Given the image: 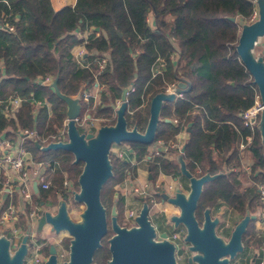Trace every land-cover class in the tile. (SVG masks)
I'll list each match as a JSON object with an SVG mask.
<instances>
[{
  "label": "trees",
  "instance_id": "obj_1",
  "mask_svg": "<svg viewBox=\"0 0 264 264\" xmlns=\"http://www.w3.org/2000/svg\"><path fill=\"white\" fill-rule=\"evenodd\" d=\"M253 10L252 0H76L58 10L53 9L50 0H0V58L4 73L0 78V98H24L15 119H6L0 112V132L9 126L34 129L40 137L56 133L66 118V104L50 86L37 80L47 74L54 76L59 92L67 96H76L83 83L91 84L97 65L79 67L71 60L70 50L78 42L76 29L98 27L99 35L89 38L86 48L109 56V62L97 75L104 87L101 104L80 101L79 115L95 107L94 116L107 119L101 125L114 124V105L121 99L122 89L132 85L134 90L125 96L127 126L143 131L149 117V103L143 106L145 100L176 82L183 88V96L162 102L154 140L167 143L175 138L179 126L166 121L173 111L188 127L185 147L180 151L186 168L197 177L216 175L203 185L195 215L201 216L204 209L219 201L242 215L254 212L258 206L257 188L254 184L242 186V179L246 175L253 182L264 183L259 128L246 148L252 157L248 174L240 169L242 155L236 142L250 134L240 113L252 104L257 87L235 49L239 30ZM150 14L153 27L147 18ZM4 24L13 30L1 27ZM171 37L179 48L174 59L170 57L174 52ZM158 58L163 67L153 75ZM181 83L185 86L180 87ZM33 100L48 101L50 114L46 104L36 106ZM125 143L136 160L149 154L148 144ZM25 145L35 159L50 158L55 166L52 186L39 190L38 202L57 203L55 190L65 174L78 190L82 163H74L71 152L44 151L32 140ZM110 163L112 175L101 187L100 200L110 210L116 197L117 222L121 224L123 198L116 195L115 186L135 169L129 160L115 156ZM179 166V160L161 155L148 160L152 181L159 171L181 176ZM153 197L160 196L155 192ZM107 223L111 227L109 220ZM105 248L108 257V245ZM94 262L103 263L98 259Z\"/></svg>",
  "mask_w": 264,
  "mask_h": 264
},
{
  "label": "water",
  "instance_id": "obj_2",
  "mask_svg": "<svg viewBox=\"0 0 264 264\" xmlns=\"http://www.w3.org/2000/svg\"><path fill=\"white\" fill-rule=\"evenodd\" d=\"M255 2L258 17L253 22L242 24L235 49L244 67L252 76V82L256 85L263 103L259 131L264 157V61L261 54L255 55L252 52L255 41L264 35V0H255ZM230 19L234 18L230 17ZM179 86L184 87L185 84L181 83ZM52 87L57 96L66 104L67 140L49 142L44 146L35 140V144L44 151H69L74 157V163H82V170L77 178L78 190L73 196L77 202L84 203L85 208L81 213L82 220L72 221L67 214L66 196H64L58 202L56 213L51 214L49 211H44L39 217L36 228L40 231L45 223H49L55 231L64 230L69 234L68 256L61 264H92L93 255L101 246V239L108 230L106 209L100 200V190L112 175L109 160L111 145L126 141L151 144L155 138L161 104L163 101L173 100L174 94H166L162 91L152 96L149 102L148 121L145 129L141 131L136 126H127L125 117L128 107L125 99L127 88H123L121 102L115 111L114 124L100 125L94 133L92 131L85 133L79 132L75 123V118L81 110L79 99L76 96L60 93L56 79ZM166 121L170 120L166 119ZM184 147L185 144L182 145L180 151H183ZM179 164L181 175L188 180V192L185 193L181 188H175L172 194L160 192L162 201L178 209V213L171 216V222L175 225L182 224L185 227V241L191 244L193 250L203 252L202 255L198 253L193 256V259L198 260L200 264H212V260H215L217 256L228 252L232 255L237 248H241L240 241L250 220L249 213H246L236 223L227 244L223 245L222 239L214 230L218 218L211 216L210 208L204 209L201 224L195 215L203 185L214 179L216 175L205 173L198 177L194 176L186 168L181 155ZM33 187L35 191H38L36 184ZM117 215L116 197H114L110 208L113 234L108 239L110 258L106 264H174L171 257V245L167 242L157 243L153 240L155 227L149 218L147 201H143L135 216L133 226L120 225L117 222ZM163 236L166 238L165 233ZM27 238L28 231L21 237L15 252L10 255L9 240L5 236H0V264H22L27 252ZM163 246H168L169 250L165 251ZM44 264H59L55 245H49Z\"/></svg>",
  "mask_w": 264,
  "mask_h": 264
},
{
  "label": "built area",
  "instance_id": "obj_3",
  "mask_svg": "<svg viewBox=\"0 0 264 264\" xmlns=\"http://www.w3.org/2000/svg\"><path fill=\"white\" fill-rule=\"evenodd\" d=\"M252 1L254 3V10L248 19V22H253L258 17L257 4L255 0ZM1 27L8 31L13 30V27L8 24H4ZM74 33L78 37V42L74 44L70 50L71 60H73L81 68H88L93 63L97 65V72L94 74L92 84L88 87L86 84H82L76 97L79 99V102H92L93 105H96V103H98L100 92L104 88L103 84L99 83L97 75L109 62V56L107 52L99 53L94 50L88 51L86 48L89 38L99 35V29L96 27H86L85 29L78 28L74 31ZM170 40L174 47V52L170 57L174 59L177 54H179V48L175 44L173 37H171ZM261 55L264 61V49L262 50ZM157 60L158 61L155 64L156 68L153 69V75L160 72L163 67L162 60L159 58ZM1 77H4V73L3 61L0 58V78ZM54 79V76L47 74L40 77L37 81L39 84L48 85L53 89L52 83ZM126 88V94L134 90L132 85ZM163 92L166 94H174V99L183 96V88H179L176 82L168 83ZM23 100L24 98L21 96H8L3 100L0 98L1 114L6 119H15V114L19 110ZM33 102L36 106L46 104L48 113L50 114V103L48 101L33 100ZM262 109L263 103L257 91L252 104L240 113L242 124L244 127L249 129L250 134L245 136L244 141L237 142L236 148L238 150L241 151L243 149L242 152H244L250 144L254 131L259 128ZM67 120L68 119L66 117L56 133L50 134L46 137H40L34 129H24L19 127L14 129L8 126L0 132V175L2 173L4 176L0 179V236H5L9 240V253L12 255L18 248L21 237L28 231L27 252L24 256L22 264H44V261L41 260L40 249L42 246L48 248L51 244L56 247L57 263L61 264L68 256V250L58 243L60 242L59 234L64 230L57 232L49 223H45L40 231H37L36 228L39 217L44 213V211H49L51 214H55L58 203L47 202L49 205L47 206L46 203L43 204L41 202L40 205H36L35 203L37 201L35 203L32 201L34 184H36L37 188L40 190L49 189L52 186L55 166L50 160L35 159L25 145L27 140H32L34 142L35 140L40 142L47 141L46 144L49 142L66 141ZM96 120L99 119L97 117L91 118L89 114H86L84 118L82 115H78L75 118V123L77 128H80V130L78 129L79 132L86 133L92 131L89 126ZM172 122L179 126V131L182 130L183 124L181 123L180 118L178 120V118L175 117ZM154 142V148L150 149L149 154L143 158L147 157V159H149L150 157L159 155L165 157L168 152L181 149L180 141L175 138L167 143H164L161 139H156ZM127 150L128 147L115 148L113 150V155L115 157L125 159L128 153ZM110 151H112V148ZM171 179L172 181L170 180L167 183L157 180L154 184H150L148 181H145L142 185L133 184L131 185V191L142 198L149 199L153 197L155 192L164 191L167 194H172L175 188L181 187L180 184L176 182L177 177ZM253 184L257 188L258 200L260 202V207H258L255 213L258 214L264 222V183L255 182ZM73 188V182L66 175H64L61 186L56 188L55 193L61 200V198L63 199L64 197L63 194H65V196L67 193L74 194L76 190ZM14 195H17L19 198L18 204L5 202L7 198L12 199ZM32 203L34 207L28 210V206H32ZM136 209L137 208L132 207L128 209L126 213V219L131 220L133 225L135 224V216L138 213ZM21 213L24 215H21ZM38 232H40V236H38Z\"/></svg>",
  "mask_w": 264,
  "mask_h": 264
},
{
  "label": "rangeland",
  "instance_id": "obj_4",
  "mask_svg": "<svg viewBox=\"0 0 264 264\" xmlns=\"http://www.w3.org/2000/svg\"><path fill=\"white\" fill-rule=\"evenodd\" d=\"M148 21H149V24H150V26H152L153 27V19H152V15L150 14V15H148ZM260 38V37H259ZM259 38L255 41V43H254V46H253V48H252V52L255 54V55H259V54H261V47L259 46ZM92 84V83H91ZM91 84H89L88 86H90ZM82 86V85H81ZM81 86H80V88H81ZM99 99H98V103H96V105L97 104H99V102H100V104H101V100H100V95H99V97H98ZM121 101V100H120ZM119 100L118 101H116V104L114 105V112L116 111V109H117V107H118V104H119V102H120ZM149 101H150V99L148 98V99H146L145 100V103H144V105L143 106H145V104H148L149 103ZM93 106H95V105H93ZM95 108V107H94ZM94 108L93 109H91L90 110V112L88 113L86 110L84 111L85 113L82 115V117L84 118V116L86 115V114H89L90 115V117L91 118H95V116H94V112L95 111H93L94 110ZM50 111H51V109H50ZM93 111V112H92ZM87 112V113H86ZM128 112L129 113H133V111L132 110H128ZM114 116H115V114H114ZM113 116V117H114ZM175 117H177L178 118V120H179V117L177 116V115H175L174 113H173V111H172V115H171V117L170 118H167V119H169L170 121H173V119L175 118ZM99 120H96L94 123H92L90 126H89V128L90 129H92V132L94 133L95 131H96V129L101 125V123L102 122H104V121H107V119H100V118H98ZM181 121V123L183 124L184 123V121L183 120H180ZM179 124V123H178ZM137 127V126H136ZM78 129L80 130V128L78 127ZM182 131H184V133L186 132V135H187V137H188V128L186 129V127H185V124H183V127H182ZM187 139V138H186ZM173 139H171V140H169V141H172ZM47 142V141H46ZM46 142L44 141H42L40 144L41 145H46ZM122 144H126V145H122ZM181 144V143H180ZM120 145H121V147H130V145H128L127 143H125V142H121L120 143ZM120 145H118V144H112L111 145V148H112V151H110V154H109V160H111V158H114V155H113V150L115 149V148H118ZM128 145V146H127ZM182 146V145H181ZM148 151L150 150V148H149V144H148ZM243 150V149H242ZM242 150L240 151V154L242 155V158H241V166H240V169L242 170V171H245L247 174H248V172L250 171V166H251V163H252V157H251V155H250V152H248L247 150H244V152H242ZM175 152H177V153H180V150H175ZM169 153V152H168ZM244 153V154H243ZM150 158H153V157H150ZM149 158V159H150ZM166 159H169L167 156L165 157ZM43 159H46V160H49L50 158H43ZM142 159H144V158H142ZM170 160H174V159H170ZM132 162V163H131ZM130 163L132 164V165H135V161L134 160H132V161H130ZM82 166V165H81ZM133 172H131V174H132ZM161 174H164L163 172H161V171H159V173H158V175H157V177L159 176V175H161ZM66 175V174H65ZM165 175H167V176H169V178H166V179H164V180H162V179H159V178H156L154 181H150V184H154L157 180H160V182H163V183H167V182H169V181H166V180H171V177H175V176H173L172 174H165ZM67 176V175H66ZM129 176H130V174H129ZM162 180V181H161ZM179 180V181H178ZM72 182H73V180H71ZM184 183V187H182V182ZM187 178L186 177H184L183 175H181V176H179V179L177 178V180H176V182L178 183V184H180V186H181V188H183V191L185 192V193H187L188 192V184H187ZM209 182V181H208ZM208 182H206L205 184H207ZM242 182H243V185L242 186H247V185H253V183H255V182H253V181H251V179L250 178H248L246 175H244L243 176V179H242ZM204 184V185H205ZM74 189V188H73ZM76 190V189H75ZM74 190V191H75ZM157 194H160V192H156ZM149 199V198H148ZM61 200H62V198H61ZM149 200H151V201H147V203H150L149 205V218H150V220L151 221H153L154 223H158V222H156L157 220H156V216H157V214L158 215H161V214H164L166 217L164 218V219H166V220H168V222H170V218H171V216L172 215H174V214H177V208L176 207H171L167 202H164V203H166L165 205L166 206H168L169 208H165V210L163 211H159L160 209H158V211H156V213H155V211H153V206H152V204L153 203H157V201H160V197H157V198H151V199H149ZM60 201V199L58 198V200H57V203ZM46 205L47 206H49L47 203H46ZM65 206H66V209H67V214H68V216H69V218L72 220V221H74V222H80L81 220H82V218H81V213H82V211H83V209L85 208V206H84V203H80V202H77L76 200H74V196H73V194H71V193H67L66 194V199H65ZM105 207V206H104ZM140 208H141V206H139ZM170 207L172 208V210H169L170 209ZM258 207H260V202H259V200H258V206L256 207V209H255V211H257V209H258ZM140 208H137L136 210H137V212H138V210L140 209ZM105 209H106V217H107V219L109 220V222H110V210L107 208V207H105ZM128 209H130V208H127L125 211L123 210V213H122V219H121V224L122 225H124V226H127V227H130V226H132L133 225V222L131 221V220H127L126 219V213H127V210ZM210 212H211V215H212V217H219V218H221L222 219V221H223V224H228V225H230L231 224V221H233V220H238V216L236 215V213H235V211L233 210V209H231L230 207H228V205L226 204V203H224V202H222V201H219L218 203H216L213 207H211L210 208ZM154 214L156 215V216H154ZM107 220V221H108ZM238 222V221H237ZM120 224V225H121ZM223 224H221V225H223ZM230 227H231V225H230ZM229 227V228H230ZM225 228L223 227V226H218L217 227V232L219 233V235H221V236H225V235H228V233L226 232L225 233ZM107 234L105 235V237L101 240V246L98 248V249H100V251L97 253V250L98 249H96V251H95V253H94V255H93V261H92V264H95V259H98L99 261H102L103 263L102 264H105L104 263V261L103 260H105V258H106V255H105V246H107L108 245V239L112 236V234H113V231L111 230V227H110V224H108V230H107V232H106ZM69 234H67V232H65V231H62L60 234H59V237H60V242H58L62 247H64L65 249H67L68 250V246L67 245H69V240H70V237L68 236ZM38 236H40V232H38ZM226 237V236H225ZM56 238V237H55ZM54 238V239H55ZM66 241H67V243H66ZM104 259H103V258ZM109 259V258H108ZM107 259V260H108ZM106 262V261H105Z\"/></svg>",
  "mask_w": 264,
  "mask_h": 264
},
{
  "label": "flooded vegetation",
  "instance_id": "obj_5",
  "mask_svg": "<svg viewBox=\"0 0 264 264\" xmlns=\"http://www.w3.org/2000/svg\"><path fill=\"white\" fill-rule=\"evenodd\" d=\"M158 195L160 196V194ZM157 202L164 203L166 201H162V198L160 196V201ZM152 205H154V203ZM162 210L163 209L159 211ZM236 215L238 216V220L231 221V227L228 224H223L222 219L218 217V222L215 225L214 230L217 236L222 239L223 245L227 244L237 221H240L241 218H243V216H245L246 214L242 215L240 213H236ZM249 216L250 220L248 221L245 228V232L246 230H248L249 232L246 236H244L245 232L242 234L240 241L241 248H237L232 255L228 252L217 256L215 260H212V264H264V222L260 218V216L255 213V211L249 213ZM156 217V222L158 223H154L152 221L155 227L153 240L157 243L167 242L171 245V257L173 263L200 264L198 260L193 259V256L198 253L202 255L203 252L193 250L191 244L185 241V227L182 224L175 225L173 222H171V220L170 223L167 224V222H164L166 220L164 219L166 217L164 214H157ZM196 218L199 224H201L203 213L201 216H196ZM218 226H223L226 229L225 233H228V235H225L226 237L224 235H219V233L217 232ZM163 233L166 234V238L163 236ZM162 248L165 251L169 250L168 246H163ZM40 253L41 260L45 261L48 255V248L42 246L40 249ZM108 258H110V252L108 253V257H106L104 260L105 264ZM222 260H225V262H222Z\"/></svg>",
  "mask_w": 264,
  "mask_h": 264
},
{
  "label": "crops",
  "instance_id": "obj_6",
  "mask_svg": "<svg viewBox=\"0 0 264 264\" xmlns=\"http://www.w3.org/2000/svg\"><path fill=\"white\" fill-rule=\"evenodd\" d=\"M50 1H51V5H52L53 9L54 10H58L61 7H63L64 5H67V4L73 5L76 0H50ZM236 20H237V18H236ZM258 41H259V46L261 47V51H262L264 49V35L261 36ZM83 84H86L87 87L89 85L88 83H83ZM185 127H186V125H185ZM187 128L188 127H186V129ZM186 138H187L186 132L184 133V131H182V130L181 131H178L175 134V139L179 140L180 143H181V145L185 144ZM154 141L151 144H149V148L150 149H153L154 148V146H155V142ZM237 142H238V140H237ZM237 142H236V144H237ZM118 145H120V143ZM122 145H126V144H122ZM119 147H121V145ZM127 151H128V153H127L125 159L126 160H129V161H132V160L135 161V165H132L131 164L134 167L135 171L130 176L125 177L120 183H118L115 186L117 196H120V197L123 198V210L124 211L127 208H132V207L140 208L139 206H142L143 201H145L143 199H146V198H142L141 196H138L137 194L133 193L131 191V185H133V184L134 185H142L143 183H145V181L150 182L152 180V176H151V178H149V174H151L150 171H149V167H148V160L149 159H147V157H146V158L141 159V160H136L135 157H134V155L132 154L129 146H128V150ZM166 156L169 159L179 160L180 153H177L175 151H171V152L167 153ZM2 177H4V176L1 173L0 179H2ZM157 178L164 180L166 178H169V176H167L165 174H161ZM171 178H175V177H171ZM177 178L179 179V176H177ZM166 181H170V180H166ZM171 181H172V179H171ZM187 184H188V181H187ZM182 187H184V183L183 182H182ZM181 189L183 190V188H181ZM39 190L40 189H38V191H35L34 190V187H33L32 201L34 203L37 201L35 203L36 205L37 204L38 205L41 204V201L38 202V200H39V195H38ZM18 201H19L18 196L17 195H14L12 197V199L7 198L5 202L6 203L13 202L14 204H18ZM165 204L166 203H161V202L154 203V205H152L153 206L152 209L156 213V211H158V209L165 210V208H169ZM169 205L171 207L173 206L171 204H169ZM28 207L29 208L34 207L33 203H32V206H28ZM171 207H170L169 210H172ZM173 207H175V206H173ZM176 212L178 213V210ZM21 215H24V214L21 213ZM154 216H156V215L154 214ZM164 222H167V224L170 223V222H168V220H165Z\"/></svg>",
  "mask_w": 264,
  "mask_h": 264
}]
</instances>
